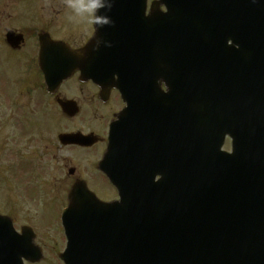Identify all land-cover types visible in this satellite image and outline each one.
<instances>
[{"label":"water","instance_id":"obj_1","mask_svg":"<svg viewBox=\"0 0 264 264\" xmlns=\"http://www.w3.org/2000/svg\"><path fill=\"white\" fill-rule=\"evenodd\" d=\"M110 1L115 2V10H134V3L139 1L141 9L146 8V0ZM159 3L168 11L162 14L157 47L158 13L155 3L152 6L154 11L145 29L152 37L146 39L150 44L144 69L147 74L153 72L157 48L162 52L161 76L169 81L173 77L190 79L196 87L204 81L209 93L218 90L221 79L237 82L238 172L233 165L235 150L223 172L219 157L210 151L206 137L210 128L206 123L194 124L192 139L187 137V127H180L173 195L168 181L162 188L166 189V198L157 202L132 197L125 207L100 206L85 211L88 214L83 213L82 219L73 220L68 250L61 259L65 264H264V0ZM135 16H111L122 19L109 27V41H114L116 47L127 44V31L134 25L126 24V20ZM115 31L124 35V40L113 37ZM100 38L99 34L97 41ZM112 65L133 68L142 62L139 58L105 59L99 64V74ZM64 77L56 74L50 82L57 84ZM119 151L120 141L114 137L110 153ZM114 213L117 220L113 219ZM91 215L110 220L93 221ZM172 216L175 223L169 220ZM156 217L168 220L160 225L152 220ZM19 249L12 228L2 222L0 264H23L24 257L31 262L42 259L40 251L22 256Z\"/></svg>","mask_w":264,"mask_h":264},{"label":"flooded vegetation","instance_id":"obj_2","mask_svg":"<svg viewBox=\"0 0 264 264\" xmlns=\"http://www.w3.org/2000/svg\"><path fill=\"white\" fill-rule=\"evenodd\" d=\"M95 2L90 10L80 9L82 13L69 7L70 0H0V65H8L7 79L3 81L0 75V165L12 160L13 173L8 193L2 189L6 180L0 179V200L10 207L15 228L21 232L25 226L33 227L38 239H62V217L78 183L84 181L104 202L117 199L116 189L99 171V163L110 127L128 103L116 83L117 75H109L104 93L96 80L98 43L94 39L99 24L104 23L103 17L98 19L104 3ZM145 12L149 14L150 9ZM88 15L89 25L82 31L77 19L83 16L85 20ZM49 38L60 47L58 52L50 49L54 46ZM58 58L75 63L76 68L52 91L41 64ZM142 108L141 133L146 135L150 129L157 135L162 116ZM74 112L77 115L70 116ZM50 126L58 133L51 140L44 135ZM80 134L94 136L96 144L83 147L74 141ZM61 135L68 136V143H60ZM38 139L40 146H36ZM30 207H50L53 230L49 223L36 222Z\"/></svg>","mask_w":264,"mask_h":264},{"label":"rangeland","instance_id":"obj_3","mask_svg":"<svg viewBox=\"0 0 264 264\" xmlns=\"http://www.w3.org/2000/svg\"><path fill=\"white\" fill-rule=\"evenodd\" d=\"M153 1V0H149V3ZM80 10V9H78ZM82 13H85L84 11L80 10ZM89 17V15L86 17V19H83V16H80L77 19V25L80 27V29L82 31H85L86 25H89V21L87 20ZM7 68L8 65L6 62L1 63L0 65V75H1V79L4 81L5 79H7ZM10 82V81H9ZM6 84V83H5ZM2 84V85H5ZM10 85H8L7 87H5L4 89H8ZM2 90V88H1ZM4 92V91H3ZM52 115L50 114V119H52ZM49 131H47L44 135L46 138H49V140H51L52 138H54L57 135V129H53L51 126L49 127ZM34 131H38V127H36L34 129ZM39 137L41 135H38ZM41 145V141L38 139V144L36 146H40ZM224 150H226L227 152H230L231 150V142L229 140H227L225 146H224ZM8 163H12V160H4L2 162V164L0 165V179H5L6 181L3 183L2 185V189L8 193L9 192V184L11 181V177L13 176L12 173V166L9 165ZM0 209H4L6 212H10L9 207H7V205H5L1 200H0ZM32 214L35 215V210L32 209ZM43 214H44V221L48 222L50 221V219L52 218L53 215V211L50 207H45V209H43ZM38 216V215H35ZM39 242L40 244L43 246V251H44V258L41 262L39 263H33V264H63V262L60 260L59 258V253L55 254L56 251H54V248L60 250V252L62 253L65 249L64 247V241L59 240V239H55L52 241H48L45 237L41 236L39 238ZM30 264V263H27ZM32 264V263H31Z\"/></svg>","mask_w":264,"mask_h":264},{"label":"clouds","instance_id":"obj_4","mask_svg":"<svg viewBox=\"0 0 264 264\" xmlns=\"http://www.w3.org/2000/svg\"><path fill=\"white\" fill-rule=\"evenodd\" d=\"M96 4L95 0H70L69 7L90 10Z\"/></svg>","mask_w":264,"mask_h":264},{"label":"bare ground","instance_id":"obj_5","mask_svg":"<svg viewBox=\"0 0 264 264\" xmlns=\"http://www.w3.org/2000/svg\"><path fill=\"white\" fill-rule=\"evenodd\" d=\"M220 53H224V51H222V52H220ZM232 110L235 111V112L237 113V115H238V108H237V109H234V108H233ZM225 112H226V111H225ZM227 119H230V120H231V119H233V116H228Z\"/></svg>","mask_w":264,"mask_h":264}]
</instances>
